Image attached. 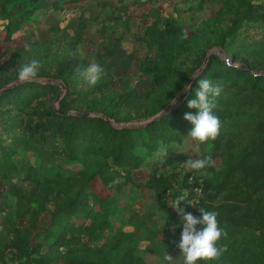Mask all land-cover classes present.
Masks as SVG:
<instances>
[{
  "label": "trees",
  "instance_id": "16d2710c",
  "mask_svg": "<svg viewBox=\"0 0 264 264\" xmlns=\"http://www.w3.org/2000/svg\"><path fill=\"white\" fill-rule=\"evenodd\" d=\"M174 1L0 0V181L23 169L32 182L13 183L0 206V264H159L181 221L168 198L187 188L185 210L217 212L228 233V251L209 264H264V0ZM32 59L38 77L19 82ZM118 59L137 71L119 76ZM92 61L105 72L94 87L83 77ZM142 76L150 82L137 90ZM201 79L223 89L221 134L198 157L215 167L180 177L155 162L137 178L161 146L189 135ZM126 189L156 206L124 217Z\"/></svg>",
  "mask_w": 264,
  "mask_h": 264
},
{
  "label": "clouds",
  "instance_id": "9594fccd",
  "mask_svg": "<svg viewBox=\"0 0 264 264\" xmlns=\"http://www.w3.org/2000/svg\"><path fill=\"white\" fill-rule=\"evenodd\" d=\"M26 51H31L30 46H26ZM41 64L38 60L32 59L20 66L18 71V81L29 83L38 77ZM105 75L104 68L95 61L90 62L89 67L84 71L83 77L85 82L90 86H96L101 78ZM191 87L190 85L188 86ZM220 85L213 86L208 79L198 81L195 91V98L188 100L187 106L190 109H197V114L186 113L184 119L189 121L193 128L190 130L188 137L197 145L207 144L208 151L211 152L212 144L210 142L217 140L221 134L222 122L214 110L217 107L216 98L222 92ZM175 104L176 101H171ZM146 151V149H139ZM168 156L167 146H161L153 155V159L158 163H163ZM184 166L188 170L198 171L207 175V168L215 167V161L211 154L205 158L188 159ZM187 193L178 195L169 203V207L174 208L181 218L183 230L177 247L181 251L183 260L182 264H204L219 261L224 253L228 251L226 244H221L222 239L228 236L225 228H222L217 219L218 213L208 211L203 207L199 208L200 216H194L186 212L182 206L187 203ZM200 225L202 228H198ZM165 264H172L173 257L166 253L163 256Z\"/></svg>",
  "mask_w": 264,
  "mask_h": 264
},
{
  "label": "rangeland",
  "instance_id": "374dc122",
  "mask_svg": "<svg viewBox=\"0 0 264 264\" xmlns=\"http://www.w3.org/2000/svg\"><path fill=\"white\" fill-rule=\"evenodd\" d=\"M175 0L173 4L176 2ZM193 1L194 4H197L198 0H190ZM189 2L184 3L182 8L186 7ZM184 11V10H183ZM145 20V18H144ZM8 41L7 40H0V54L4 50V48L7 46ZM116 68H117V74L119 76H125L130 71H137L136 66L134 65V61L130 59L128 60H120L118 59L116 62ZM149 79L142 76L141 78L138 77L134 84L137 88V90H141L144 87H146L149 84ZM188 88V87H187ZM182 91L179 93L181 94ZM179 97V96H178ZM174 101V100H173ZM118 123V122H117ZM122 124L123 122H119ZM165 146V145H163ZM168 156L164 159L166 161L165 164L159 163L161 170H164L165 172L171 171L174 167L175 172L178 173V175L181 177L184 174V171L186 170L184 163L188 159H197L200 156V145H197L195 142L191 140L190 137L186 136L182 141H173L170 145L167 146ZM34 159H38L40 162L41 158L38 156ZM156 161L153 159V157L150 159L149 162H145L144 165L140 168L135 169V174L137 178L144 179L150 176L152 168L154 166L153 163ZM43 165H46L45 159L43 161ZM25 171L23 169H20L10 175L9 178L1 180L0 181V206L1 207H7L10 203H12L10 190L13 183H20L25 188H30L32 186V182L30 180H27L24 178ZM187 193V197L189 196V189H183L179 191V194ZM155 197L146 193H133L126 189L121 194V201L127 206L126 212H124L121 215H126V213L130 212L131 210H136L143 208L144 206H156L154 205ZM169 203L173 201L172 197L168 198ZM174 209V208H173ZM187 212V211H186ZM164 217H167L166 214L163 215ZM167 219V218H166ZM25 222V220H22ZM2 226V224H1ZM183 230V226L181 224V221L178 223H173L171 225V229L167 233V240L171 242L175 247H173V250L171 252H167L170 256L173 257V261H178L183 259L181 255L180 249L177 247L178 242L180 241L181 233ZM175 248V249H174ZM159 264H161L163 261V258L159 259L157 261Z\"/></svg>",
  "mask_w": 264,
  "mask_h": 264
},
{
  "label": "water",
  "instance_id": "95a60500",
  "mask_svg": "<svg viewBox=\"0 0 264 264\" xmlns=\"http://www.w3.org/2000/svg\"><path fill=\"white\" fill-rule=\"evenodd\" d=\"M63 88L65 89V85H63ZM187 88V86L183 89V91L185 90ZM180 94H178L176 97H175V99H177L178 98V96H179ZM60 97V96H59ZM59 97L57 98V99H59ZM175 101V100H174ZM172 105V103L169 105V106H167L164 110H163V112H161V114L162 113H164L167 109H169V107ZM161 114H158V115H161Z\"/></svg>",
  "mask_w": 264,
  "mask_h": 264
}]
</instances>
